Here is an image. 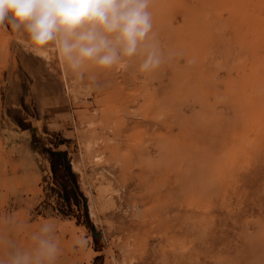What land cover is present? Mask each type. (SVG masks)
Listing matches in <instances>:
<instances>
[{"label": "rangeland", "instance_id": "rangeland-1", "mask_svg": "<svg viewBox=\"0 0 264 264\" xmlns=\"http://www.w3.org/2000/svg\"><path fill=\"white\" fill-rule=\"evenodd\" d=\"M237 9L150 0L148 73L72 70L0 26V264L46 236L53 264H264V5Z\"/></svg>", "mask_w": 264, "mask_h": 264}, {"label": "clouds", "instance_id": "clouds-1", "mask_svg": "<svg viewBox=\"0 0 264 264\" xmlns=\"http://www.w3.org/2000/svg\"><path fill=\"white\" fill-rule=\"evenodd\" d=\"M149 5L150 0H0V26L9 23L13 31L23 30L37 55L55 44L72 70L88 63L111 69L139 55L140 71L148 73L162 63L158 45L150 39ZM57 252V244L46 236L35 257L21 252L11 264H53Z\"/></svg>", "mask_w": 264, "mask_h": 264}, {"label": "trees", "instance_id": "trees-1", "mask_svg": "<svg viewBox=\"0 0 264 264\" xmlns=\"http://www.w3.org/2000/svg\"><path fill=\"white\" fill-rule=\"evenodd\" d=\"M48 152L50 154V162H51L52 170L56 173L60 169V167L63 166L64 173L66 172L67 174H69V176L71 177V180H73V182H74V184H73L74 186L70 189L67 188L66 184L64 185V188L66 190L67 201H70L71 193L73 195V198L75 200H77L76 199L77 198L76 193L80 192V194L83 198L84 209H85L86 208L85 207L86 196L83 194V192L81 191V189L79 187V183L77 180V173L75 171H73V169L71 167V164H70V161H69V158L67 155V151L64 149H59L58 147H55V148H49ZM69 192H71V193H69ZM85 212H86V219H87V222L89 224V227L91 228L93 238H94L95 242H97L96 246H101L102 242L97 239L101 235V231L98 230L96 228V226L91 222V220L88 216V213H87V209H85Z\"/></svg>", "mask_w": 264, "mask_h": 264}, {"label": "bare ground", "instance_id": "bare-ground-1", "mask_svg": "<svg viewBox=\"0 0 264 264\" xmlns=\"http://www.w3.org/2000/svg\"><path fill=\"white\" fill-rule=\"evenodd\" d=\"M225 2L228 6L234 5V6L241 8V9L233 10V13H232V15L235 18H238L239 21L240 20L241 21L250 20V13H249L248 8H254L255 9V8H259L261 5H264V0H225ZM48 54H49V52L47 50L44 55H48Z\"/></svg>", "mask_w": 264, "mask_h": 264}]
</instances>
